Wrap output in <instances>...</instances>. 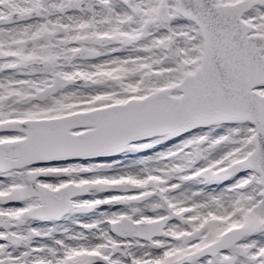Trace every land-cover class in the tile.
<instances>
[{
    "label": "snow or ice",
    "instance_id": "obj_1",
    "mask_svg": "<svg viewBox=\"0 0 264 264\" xmlns=\"http://www.w3.org/2000/svg\"><path fill=\"white\" fill-rule=\"evenodd\" d=\"M0 264H264V0H0Z\"/></svg>",
    "mask_w": 264,
    "mask_h": 264
}]
</instances>
